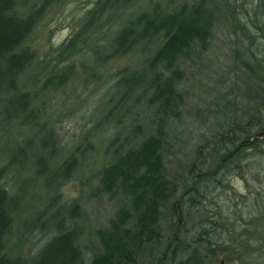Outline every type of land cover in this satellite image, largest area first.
Segmentation results:
<instances>
[{"label": "trees", "instance_id": "trees-1", "mask_svg": "<svg viewBox=\"0 0 264 264\" xmlns=\"http://www.w3.org/2000/svg\"><path fill=\"white\" fill-rule=\"evenodd\" d=\"M130 1L96 0L49 59L29 42L58 0H0V264H204L216 252L264 264V0H253L251 14L259 39L237 14L238 0H154L121 19ZM231 26L251 42L230 50L234 80L217 66V41L235 44ZM122 59L94 101L91 131L63 143L52 98L74 76L96 84L99 68ZM104 127L102 157L88 169L97 183L90 195L105 197L111 210L93 228L76 202L65 205L60 188L82 170L96 147L93 134ZM252 149L259 154L249 157ZM232 177L256 185L246 193V229L233 203L225 212L205 204ZM196 211L204 217L178 258L182 219ZM45 228L49 238L23 254L24 236ZM231 233L237 236L228 239Z\"/></svg>", "mask_w": 264, "mask_h": 264}, {"label": "rangeland", "instance_id": "rangeland-1", "mask_svg": "<svg viewBox=\"0 0 264 264\" xmlns=\"http://www.w3.org/2000/svg\"><path fill=\"white\" fill-rule=\"evenodd\" d=\"M95 1L96 0H58L56 4H53L48 7L47 10L44 12V16L40 19L37 28L31 37V42H29L31 48H33L34 50L36 49V56L45 54L49 59H53V57L55 56V46L57 44H60L62 41L66 40L68 37L75 33V31L79 27L82 18L84 17V14L86 13V11L92 8ZM150 1L154 0L130 1L128 6H126L119 12L120 18L125 19L133 13L140 11ZM238 1V6L240 8L237 10L239 12L237 14L242 16V21L244 23H247V29L250 34L248 32L247 33L251 38H261L260 33H257L258 30L253 27L254 18H251V14L256 11V3L253 0ZM244 12L248 13L245 18ZM229 31L230 36L227 38H229L230 41H235V44H232L230 42L231 45L230 48H228L224 45L227 44L224 43L226 42V40L217 41L218 44L216 45V47L222 45L218 48L220 53L218 54L219 58L217 61V66L219 65L218 69H222L225 72L228 71V77L231 80H234V72L231 66V62H228L227 60L230 50H233L236 47L239 40H244L246 46H250L251 42L249 40H245V36H243L242 32H240L239 34V32L235 31V27L231 26ZM234 33H236V39L238 41L234 39ZM222 38L224 37L222 36ZM105 39V35L99 38V40L102 42H104ZM252 44L255 45L254 42ZM224 54H226L227 57ZM83 55L84 54L80 55L78 58H76V60L73 61L74 66H78L80 63L84 62ZM123 63V59L117 60L115 63H106L104 66L99 68L96 71L98 81L96 82V84L90 80L84 83V81L74 76L70 83H68L63 89L58 91L56 95L52 98L53 106L58 111L55 116L59 117L57 118L58 122L55 125L56 128H60L63 143L66 142L68 143V145L76 144V142L78 141L76 137L78 136L79 138V135L82 134L81 132L83 129H90L91 131L93 124L89 121V116L92 114L93 110H95L93 109L95 103L94 101L99 98L101 90L104 87V81L107 82L108 79L112 77L114 72L120 68V64L123 65ZM240 86V94L243 95V92L247 87H245L243 84H240L239 87ZM240 101L242 102V98L237 92L236 102L238 106L241 105ZM188 118L193 117L188 116ZM201 130V128H198V131ZM109 133L110 132H108L105 127L103 129L96 130V133L93 134L94 136L92 137V142L96 145V147L92 151L91 155L89 154L87 156L85 163L82 165V170L78 172V174L86 173V175L78 177L77 174L76 177L72 178V180L68 181L67 183H65V185H62V187L60 188L63 194L62 199L66 201L65 205L67 206L68 204H72V202H76L79 206V212L83 216L85 223L89 227L90 225H93V228L101 226L103 219L108 216V213L111 210V204L107 202V200H105V197L102 196L99 199V197H94L90 195V191L95 189V185L97 183L94 176V170H88L89 168H96L98 166V162L101 159L103 153L102 142L107 138ZM260 144L261 145L258 146V149H264V141H262ZM247 152L251 154L249 155V157L259 154L257 150L253 149ZM86 178H88V180H85ZM212 183L213 181L211 179L208 180L207 187H212V185L214 184ZM224 183H227L229 185L226 191L225 188H223L218 189V191H216L218 193H211V196L205 200V204L207 205V207L211 206L212 208H215L213 211L219 210L220 212H225V208L228 207L230 203H233V207L231 209L232 212L235 214V217L239 219L237 220V223L238 225H240V229L248 228L243 224V221L247 219V216L245 214L247 212L249 203L246 193L247 191H249L248 189H251L252 187L255 188L256 185L254 183H250L249 180L244 182L239 177H232ZM5 184L10 190L13 189L9 180L6 181ZM214 190L216 189L214 188ZM231 190L232 192L238 193L239 196L230 195L229 199L224 198L223 196L227 195L228 192H230L228 194L232 193ZM33 191L34 189L27 190L26 202H29L30 195L33 193ZM35 203L36 202L32 203V206H34ZM235 208L237 209V211H235ZM203 217V211H196L190 212L187 218L185 217V219H182V228L181 231L178 233L180 246L184 247L185 244L190 243V237L192 235V232L195 230L193 229L194 226L192 224H196L197 221ZM15 227L16 224L13 226L11 242L8 244L9 249L11 247V244L12 246H14L13 244L16 242V238L18 236ZM252 228L253 225H251L250 229L248 230H252ZM257 232L261 234L263 232V228L259 227ZM29 235L30 236H24L26 238V242L28 243V247L26 249H22L23 254L32 253L33 250L38 247V245H40L43 241L49 238V236L51 235V230L47 231V228H45L44 232L39 231ZM231 236H237V234L231 233L229 236H227L228 239H231ZM86 237L87 235L85 234L84 239ZM22 241L24 240H20V242ZM228 242L226 243L227 247L232 248V244ZM27 243L25 245H27ZM20 246H24V243ZM13 250L16 251L15 248H13ZM188 250L189 248L186 245L184 252L180 253L178 255V258H182L185 255V252H187ZM13 253L17 254V252ZM234 254L235 253L228 255L225 252H216L214 256L207 257L205 259L204 264H240L239 260L234 256ZM153 261L155 262V257H153ZM162 264H167V260H163Z\"/></svg>", "mask_w": 264, "mask_h": 264}]
</instances>
